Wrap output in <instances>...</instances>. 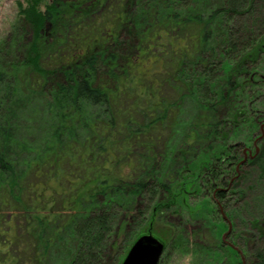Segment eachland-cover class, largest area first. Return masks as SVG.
I'll return each mask as SVG.
<instances>
[{
  "label": "trees",
  "instance_id": "trees-1",
  "mask_svg": "<svg viewBox=\"0 0 264 264\" xmlns=\"http://www.w3.org/2000/svg\"><path fill=\"white\" fill-rule=\"evenodd\" d=\"M45 1L26 0V6H19L33 37L22 46L24 53L17 39L15 48L0 51L5 54L0 63V205H6L4 183L11 193L27 195L6 149V120L15 115L20 100L40 98L37 102L53 108L47 113L56 127L51 143L29 165L34 178L44 182L27 198L35 213L38 208L46 212L54 197L61 207L37 221L30 231L31 246L17 233L0 236V252L7 247L16 252H6L11 264H51L49 251L68 230L75 239L69 264L116 261L119 238L112 213L155 214L161 202L156 195L171 193L158 168L178 126L181 103L193 88L211 103L209 118L191 143L218 147L215 152L210 146L198 176V186L210 195L212 205L203 215L221 218L222 211L236 218L249 209L246 196L257 197V191L252 185L238 192L231 182L264 175V139L260 154L252 158L248 153L243 164L246 143L227 141L248 127L246 141L253 145L262 124L242 118L247 112L239 110L231 117L225 110L221 117L216 107L219 100L226 105L230 97L237 101L236 87L251 81L264 56V0H219L204 11L183 14L177 9L189 0H49L42 8ZM21 33L27 34L25 27ZM126 34L139 43L133 57L123 56ZM195 75L203 81L194 84ZM259 79L264 85V77ZM217 80L219 93L212 89ZM87 107L99 108L100 115L88 118ZM235 197L245 203L237 207ZM10 218L0 219V227L6 228ZM263 219L242 224L255 233L249 230L239 242L256 245L244 264H264ZM166 257L165 246L158 264Z\"/></svg>",
  "mask_w": 264,
  "mask_h": 264
},
{
  "label": "rangeland",
  "instance_id": "rangeland-1",
  "mask_svg": "<svg viewBox=\"0 0 264 264\" xmlns=\"http://www.w3.org/2000/svg\"><path fill=\"white\" fill-rule=\"evenodd\" d=\"M46 1L42 4V8L45 7ZM218 2L219 0H189L186 6L179 7L177 11L179 14L186 11H204L206 10L205 7L215 6ZM20 4L26 6V0H0V51L2 53L6 54L9 52V48H15L17 46L15 44L16 39L19 41L18 49L20 48L24 53L22 46L31 44L33 40L29 34L30 30L24 25V20L19 14ZM159 9L157 7V13H159ZM161 12L159 16H164V13ZM24 27L29 35L21 33ZM219 31L216 30L215 33L218 34ZM221 35L222 32H220ZM122 36L124 38L123 56H135L139 44L137 39L128 37L127 34ZM1 52L0 63L5 56ZM251 75L253 76L249 83H243L241 87H236L237 101L230 97V101L226 105V102L220 103L219 100L216 107V110L222 113L221 117L224 116L223 111L225 110L229 116H232L234 111L239 110L247 112L242 118L248 120L257 118L258 123L262 124L263 130L254 135L255 137L259 135V137L253 145L252 143L250 145V141H246L250 137L248 127H243L247 130L241 129L240 133L228 138L227 143L230 144L238 142L237 144L245 145L246 143L243 148L245 158L242 164L248 160V153L252 158H256L260 154L261 143L264 139V85L259 82V77H264V56ZM198 76H194V84L199 80L203 81ZM220 80H223V76ZM217 84L218 80L212 84V89L219 93L216 88ZM207 87H209L208 84ZM38 99L20 100L21 103L14 109L15 115L8 121L6 120L5 123V127L9 130L6 149L12 160L11 166L16 171L18 179L20 178L22 190L27 195H30V190L32 192L35 186L44 182L34 178L29 165L36 158L37 152L43 153L51 143L56 127L52 115L47 113L48 109L52 110L53 108L40 102L41 99L37 102ZM210 103L194 88L190 97L181 103L178 126L175 128L168 145L166 159L158 168L160 180L171 188V193L168 194L164 191L162 194L156 195L157 201L161 200L159 205H155L157 206L156 213H147V215L131 213L129 215L121 210H118L117 214L112 213V228H114L115 237L119 238V245L116 251V261L111 264H122L134 243L147 235H152L165 244L167 257L163 264H244L246 254L250 255L255 250L256 245L253 242L246 245L244 244L245 241L241 243L239 240L246 238L245 233L249 230L255 233L253 229H243L245 227L242 224L245 220L251 223L255 220L258 221V219L262 220L264 217V203L262 202L264 175L260 176L256 173V175L246 176L248 178L245 179L247 183L243 182L242 177H236L232 180L231 186L234 190L240 192L242 189H248L253 185L254 191H257L256 195H259L257 197L254 195L253 197L246 196L251 207L241 211L238 217L231 218L222 211L221 218L204 217L203 215L204 212H210L212 205L210 195H205L198 186V176L203 169L202 166L207 163L209 153L213 150L210 146L214 147L215 152L218 147L217 144L208 146V144L204 145L201 142L191 143V140L200 135L199 129L204 124L203 121L206 122L209 118L206 109ZM257 112H259L260 118ZM98 115H100L99 108L87 107L86 116L88 118L94 119ZM241 175L243 176V172ZM3 187L1 190H4L5 193L2 194L4 197L2 200L6 201V205H0V219L8 220L10 216L11 221L6 228L0 227V236L10 233L15 236L14 233H17V237L28 241L29 246H31L30 231L31 233L34 231L37 221L39 222L44 218L47 211L59 209L60 199L54 197L52 201L49 200L51 205L46 209V212L42 211V208H38L39 213H35V205L33 208L31 207V201L27 195L21 197L18 196V193H11V187L7 183H4ZM238 197L241 199L242 196L238 195ZM236 200L237 207H241L245 203V201L239 202L238 198L235 197L234 201ZM63 219L60 222L61 225H63ZM8 226H10V230ZM237 227L241 228L240 231H237ZM9 231L10 233H8ZM7 243L12 245L10 241ZM74 245L75 239L68 230L49 251L51 264H69L75 254ZM197 249L199 250L197 251ZM6 252L16 255L13 248L7 247L5 251L0 252V264L12 263L11 255L7 256Z\"/></svg>",
  "mask_w": 264,
  "mask_h": 264
},
{
  "label": "water",
  "instance_id": "water-1",
  "mask_svg": "<svg viewBox=\"0 0 264 264\" xmlns=\"http://www.w3.org/2000/svg\"><path fill=\"white\" fill-rule=\"evenodd\" d=\"M165 244L152 235L138 239L131 247L122 264H158Z\"/></svg>",
  "mask_w": 264,
  "mask_h": 264
}]
</instances>
